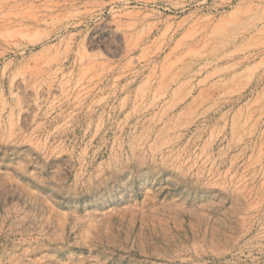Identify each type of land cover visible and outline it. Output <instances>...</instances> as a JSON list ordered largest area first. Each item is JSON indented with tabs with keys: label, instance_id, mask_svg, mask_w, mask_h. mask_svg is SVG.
Segmentation results:
<instances>
[{
	"label": "rangeland",
	"instance_id": "obj_1",
	"mask_svg": "<svg viewBox=\"0 0 264 264\" xmlns=\"http://www.w3.org/2000/svg\"><path fill=\"white\" fill-rule=\"evenodd\" d=\"M0 264H264V0H0Z\"/></svg>",
	"mask_w": 264,
	"mask_h": 264
}]
</instances>
